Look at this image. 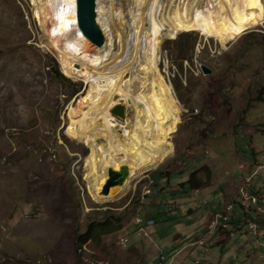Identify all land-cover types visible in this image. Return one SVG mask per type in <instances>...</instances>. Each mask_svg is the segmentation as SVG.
Masks as SVG:
<instances>
[{
	"label": "rangeland",
	"instance_id": "1",
	"mask_svg": "<svg viewBox=\"0 0 264 264\" xmlns=\"http://www.w3.org/2000/svg\"><path fill=\"white\" fill-rule=\"evenodd\" d=\"M115 3L128 50L132 0ZM260 7V23L225 45L196 30L172 33L161 18L162 99L144 104L149 124L138 132L151 138L158 165L100 201L86 178L90 147L68 132L70 109L89 85L62 73L31 0H0V264H264V101L256 98L264 0ZM56 67L69 81L54 76ZM143 75L135 64L128 89L139 92ZM131 113L124 105L129 123ZM193 171L199 189L173 188ZM111 214L120 228L88 243L77 260L75 232ZM136 216L154 219L148 237L137 235Z\"/></svg>",
	"mask_w": 264,
	"mask_h": 264
},
{
	"label": "bare ground",
	"instance_id": "2",
	"mask_svg": "<svg viewBox=\"0 0 264 264\" xmlns=\"http://www.w3.org/2000/svg\"><path fill=\"white\" fill-rule=\"evenodd\" d=\"M31 2L33 16L44 31L47 45L55 52L62 73L74 79L80 77L89 85L77 109H70L68 132L71 138L90 147L86 178L90 194L100 201L113 197L98 194L107 167L126 164L127 175L119 193L131 180L158 165L157 148L151 147V138H141L138 132L141 124H149L148 116H143L144 104L149 98L162 99L157 67L161 18L171 24L172 33L196 30L225 45L241 36L247 27L260 23L263 15L261 0H132L131 27L127 31L132 45L127 50L120 30L123 14L115 0H87L86 18L95 30L92 41L77 27L76 0ZM142 39H147V46L140 64L137 53ZM135 64L145 80L137 93L128 89L130 69ZM120 103L131 108V123L111 112ZM161 141L164 135L156 139L157 144Z\"/></svg>",
	"mask_w": 264,
	"mask_h": 264
},
{
	"label": "trees",
	"instance_id": "3",
	"mask_svg": "<svg viewBox=\"0 0 264 264\" xmlns=\"http://www.w3.org/2000/svg\"><path fill=\"white\" fill-rule=\"evenodd\" d=\"M53 74L57 79L69 81L67 77H65L64 75L60 73L57 67L54 68ZM256 98L258 100L264 101V83L257 90ZM159 174L161 175V173ZM196 174H197V171H193L184 182L176 184L173 188H179L185 185H189L191 189H195V190L199 189L201 186V183L200 181H198ZM238 204L244 209L245 205L242 202H238ZM245 215L246 217H248L246 213ZM119 222H120V218L111 214L100 220H91L87 223L86 228L83 231L81 232L76 231L74 235V239H73V248L76 253L77 260H79L81 256L82 249L88 243L92 242V243L98 244L103 234H107L113 230H117L120 228Z\"/></svg>",
	"mask_w": 264,
	"mask_h": 264
},
{
	"label": "water",
	"instance_id": "4",
	"mask_svg": "<svg viewBox=\"0 0 264 264\" xmlns=\"http://www.w3.org/2000/svg\"><path fill=\"white\" fill-rule=\"evenodd\" d=\"M75 12L77 27L80 29L82 35L92 41L94 39L95 30L86 18L87 0H76ZM201 69L204 73L209 72V69L204 65L201 66ZM111 112L115 117L122 119L124 117V105L121 103L116 105ZM126 175L127 167L124 163L107 167L106 176L98 194L101 196L115 194L119 190V186Z\"/></svg>",
	"mask_w": 264,
	"mask_h": 264
},
{
	"label": "built area",
	"instance_id": "5",
	"mask_svg": "<svg viewBox=\"0 0 264 264\" xmlns=\"http://www.w3.org/2000/svg\"><path fill=\"white\" fill-rule=\"evenodd\" d=\"M147 192H149L148 189H147ZM224 220H226V218ZM134 224L136 225V230L135 231H136L137 235L148 237L149 234H148L147 228L150 225L154 224V220L152 218H145L144 219V218H141L139 216H136L135 219H134ZM119 243L121 245H126L128 243V238L126 236H120ZM196 244L203 245V243L200 242V241L196 242Z\"/></svg>",
	"mask_w": 264,
	"mask_h": 264
},
{
	"label": "clouds",
	"instance_id": "6",
	"mask_svg": "<svg viewBox=\"0 0 264 264\" xmlns=\"http://www.w3.org/2000/svg\"><path fill=\"white\" fill-rule=\"evenodd\" d=\"M204 245V244H203Z\"/></svg>",
	"mask_w": 264,
	"mask_h": 264
}]
</instances>
